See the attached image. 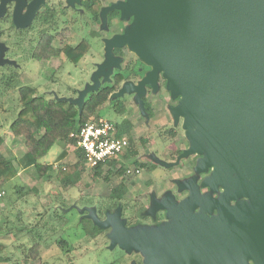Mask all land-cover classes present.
I'll return each instance as SVG.
<instances>
[{"label": "water", "instance_id": "water-1", "mask_svg": "<svg viewBox=\"0 0 264 264\" xmlns=\"http://www.w3.org/2000/svg\"><path fill=\"white\" fill-rule=\"evenodd\" d=\"M46 1L0 0V18L12 3L13 24L26 28ZM81 1L87 0L66 4ZM113 10L131 19L130 25L104 40V62L93 86L77 100H60L80 108L99 89V77L119 66L113 50L126 47L150 70L135 85L124 82L110 99L133 94L144 114L145 87L155 93L161 80L171 100H178L169 111L175 123L182 119L188 148L175 163L159 164L170 168L196 155L197 173L211 168L203 185L223 191L213 200L189 189L188 181H177L189 196L178 205L168 193L152 199L155 211L171 220L157 229H125L120 208L107 212L104 221L95 209L87 218L102 230L111 228L112 244L142 252L145 264H244L246 258L264 264V0H124L101 9V28ZM4 51L0 44V66L9 62L1 59ZM229 201L236 205L226 207ZM212 208L217 217L209 221L205 213Z\"/></svg>", "mask_w": 264, "mask_h": 264}, {"label": "rangeland", "instance_id": "rangeland-1", "mask_svg": "<svg viewBox=\"0 0 264 264\" xmlns=\"http://www.w3.org/2000/svg\"><path fill=\"white\" fill-rule=\"evenodd\" d=\"M50 1V4L47 3L48 6L56 5L58 2L64 1L63 5L67 7L66 0ZM100 1H102L105 7L109 1L113 0ZM68 16L73 17L70 13ZM74 18L76 24H71L69 26L71 32L67 37V43L73 46L82 39H87L90 44L88 53L75 66L59 58L43 62L34 61L26 55L29 50V46L26 45L22 50L9 49L10 55L9 53L8 55L12 58V61L5 59V55L1 56L2 60L9 61L8 63H11L12 66L15 67L22 84H29L36 87L39 95H43L45 98L70 99L74 101L78 99L79 93L93 86L94 75L98 71V67L104 62V40L118 35L126 25L124 22L113 23L107 20V22H105L106 27L101 28L98 23L91 20L90 15H88L82 7H77ZM34 37V39H36V34H34ZM3 39L4 38H2L1 41H4ZM56 44L57 42H55V45ZM120 68L121 66L119 64L118 67L108 69L107 73L109 74L107 78L100 76L98 79L99 88L104 85H110L112 83V75L121 73ZM122 84L119 85V89L122 87ZM165 92L166 91L160 92L154 97V99L158 101L152 102L154 100L151 98L150 102L158 117L155 119L156 122L159 123L158 126L154 125L155 123L146 124V120L143 118L144 114L141 118L139 104L135 101L134 103L131 102V97L134 96L133 94H124L120 97L109 98L110 101H108V104L98 111L99 118L108 120L114 126L122 123V117H128L134 122L137 131L132 138L133 143L138 146V139L144 138L146 142L142 146V149L139 150V154L143 153L149 155L150 159L134 158L142 165L140 168L125 161V163H121L126 164V169H130L131 171L138 169V174H124L120 178L111 176L106 182L103 180L106 168L102 169L99 177L94 178L91 176L90 169L83 166L80 181L76 184L74 189H68L64 196L59 195V183L52 175L49 180L52 186H48L47 183L45 186L42 185L41 191H36V196L29 193V196L32 198L29 201H37L38 203H40L38 195L40 193L46 195V197H41V202L46 203L43 211L48 209V216L42 219L40 228V230L42 229L40 231L42 235L39 239L30 238L31 235L28 232L30 228L34 226L35 222L40 219L34 218L36 215L32 213L29 214L33 203H27L28 205L25 208L22 207L21 203H16L14 207L12 206L14 203H11L12 205H10V203H0V210H3L0 212V244L7 247L8 256L10 257V261L7 264H22V249L30 246L34 241L40 242L43 247L41 257L27 264H137L138 261L141 260L140 252L131 251L129 253V250L110 242L109 234L111 228H108L110 229L109 232L107 229L102 230L93 234L92 237L91 235H85L87 232H93V223L85 219L84 216L88 215V210L93 209L90 208L89 205H94L95 209L111 205L108 196L111 189L118 186L125 188L122 203L128 207V209L123 212V216L127 218L128 216H132L134 210L137 208H139L141 212V198L143 203H147L145 197H141V193L144 192V194H146L154 192L155 195L158 196L160 192L166 188L173 190L170 180H177L187 175V173L184 172V166L187 162L186 159V161H181L178 169L173 170L159 164L161 162H174L176 158V149H179V147L185 148L187 144V140L183 136L185 132L182 129V119L177 121L178 124L173 121L172 125L170 122L171 118H169L170 116H167V114H169L168 106L174 105L175 100L168 103L169 98ZM125 97H127L126 100ZM15 99V90L0 91V138L3 139L0 151L3 155L13 160L21 158L26 152L23 140L21 138L15 139L8 131V125L14 119L19 109ZM122 100H125L127 105L126 112L121 117L112 110L111 106L114 104L123 106ZM141 101L145 111L146 105L143 101V97ZM138 109L140 112H138ZM146 113L147 112H145V116L147 115ZM170 128L177 133L178 140L173 143H168V141L164 139V133ZM52 149L57 154L60 153L59 146H55ZM70 151L72 153L70 154L71 158H67L61 163L55 162L54 170L58 167H63L65 164H72L76 161L73 153L74 148L72 147ZM57 154L53 156L54 159ZM49 158L50 157L47 156L46 160L48 161ZM144 165H147L148 168L144 169ZM117 167L118 165L116 164L113 170ZM173 167L174 166H172V168ZM145 172L148 173L146 174ZM21 179H25V177L21 176ZM144 183H147V185L153 183V185L148 189H144ZM15 184L16 183L12 181L10 185L5 187L4 191L7 194V199L10 198L9 200L12 201L15 199L19 202L12 188ZM62 197H65V200L62 201L65 205L63 206L62 204L63 207L58 208L61 206L58 203L61 202ZM54 208L55 210L59 209V216L64 215L68 220V222H64V227L59 225L62 229L56 226V228L54 227V222L52 221ZM19 210L22 212V215H20L22 217L20 222L16 219L17 211ZM139 211L138 213H140ZM138 215L139 214H137V216ZM130 221L133 222V220ZM53 227L54 232L50 231ZM62 242L65 245H62Z\"/></svg>", "mask_w": 264, "mask_h": 264}, {"label": "trees", "instance_id": "trees-1", "mask_svg": "<svg viewBox=\"0 0 264 264\" xmlns=\"http://www.w3.org/2000/svg\"><path fill=\"white\" fill-rule=\"evenodd\" d=\"M81 7L90 15L93 22L98 24L101 22L100 11L102 5L99 0L81 1ZM68 8L69 7L63 5V2H58L56 5H52L50 9L45 10L37 16L34 29L36 39H34L33 46L29 45L31 47L29 55L31 59L37 62H43L59 58L75 66L88 53L90 44L87 39H82L74 46L69 45L66 41L71 32L69 27L71 22L67 17L71 10ZM7 23L11 25L10 20H8ZM2 24H5V22L2 21ZM12 30L13 27L11 25L9 29L0 31V37L5 36L6 38V40L2 41V44L11 49L18 46L20 48L24 47L26 44L25 35L14 34L17 36L11 38L10 36L13 34ZM55 42H57L56 45ZM113 54L116 57H123V54L118 49H114ZM1 67H4V73L0 74V91L15 90V101L19 106L14 119L8 125V131L12 137L21 138L23 140L26 152L21 158L12 162L6 159L0 151V191H3L5 187L16 178L19 170H26L33 167L37 176L40 179H44L43 186H45L46 183L48 184L53 175L55 180L59 183V195L64 196L68 189H74L76 184L80 181V176L83 171V154L76 148L75 136L77 132L88 120L98 119V111L108 104L110 96L119 89L120 84L129 82L131 78L130 76H124L122 73H115L110 85H104L97 91L88 93L84 98L82 106L78 108L76 105L66 100L45 98L43 95H39L36 87L20 82L16 69L12 68L10 65L6 66L5 64ZM129 70L130 68H127V71ZM130 73H132V69L129 74ZM113 107L115 109L121 108L115 104ZM145 112H147V109H145ZM115 128L118 136H126L129 141V147L122 156V162L125 161L140 168L142 165L134 158L139 154V150L142 149L146 141L143 138H139V145H135L132 139L134 134L131 131V125L126 121L116 125ZM172 131H166L164 133V138L167 139V137L173 136L174 133H172ZM2 143L3 139L0 138V148ZM58 144L73 147L76 161L72 164H65L63 167H58L54 170L52 165L41 163V160ZM178 153L179 151H176V154ZM124 163L110 161L105 164H100L90 169L91 176L94 178L99 177L102 169L106 168L103 177L104 181L107 182L111 176L120 178L127 170L126 164ZM116 164L118 167L113 170ZM12 188L19 202L15 199H13V201L9 200L10 198L7 199V195L4 199L6 202L10 203V205L14 203L12 205L13 207L16 203H21L23 208L28 205L27 203H33L29 214L32 213L36 215L34 218H40L41 220L39 219V221H36L28 232L31 235L30 238L39 239L42 235V233H40L42 230H40L41 222L43 218L48 216V209L43 211V208L38 207L37 210L38 202L29 201L32 199L29 193L36 196L37 192L35 189L19 185H13ZM124 192L125 188L123 187H113L108 196L111 205L98 209H95L94 205H89L90 208L95 209L96 218L99 220V218L104 215L106 216L107 212L113 213L117 208H120L123 214V212L128 209V207L122 203ZM63 200H65V197L61 198V202L58 203L61 206L58 208H62L65 205V203L62 202ZM58 210L59 209L55 210L54 208L52 221L54 222V227L56 226L62 229V227H64V222H68V220L64 215L59 216ZM138 211L139 208L135 209L133 214L137 216V214H139ZM20 215H22V212L19 210L16 215V219L19 220V222L22 218ZM84 217L88 219L87 215ZM88 220L93 223L91 219ZM54 227L51 228L50 231L54 232ZM92 231L93 232H87L85 235H91L92 237L93 234L102 231V229L93 223ZM61 244L65 245L63 242ZM42 248L41 243L38 241H34L30 246L23 248L21 251L23 256L22 264L40 259ZM9 261L10 257L8 256L7 247L0 244V264H7Z\"/></svg>", "mask_w": 264, "mask_h": 264}, {"label": "flooded vegetation", "instance_id": "flooded-vegetation-1", "mask_svg": "<svg viewBox=\"0 0 264 264\" xmlns=\"http://www.w3.org/2000/svg\"><path fill=\"white\" fill-rule=\"evenodd\" d=\"M26 2H30V1H27L25 0ZM100 1V0H99ZM124 0H120V2H123ZM50 0H47L46 1V4L43 5L35 14L31 24L26 27V28H17L13 22H12V12H13V9H14V4L12 3H8L5 5V13L4 15L0 18V31L4 30V29H9V27H13V30H12V33L11 34L12 36H10L11 38L13 37H16L17 35H14V34H20V35H25V38H26V46H29V45H32L33 46V42H34V32H35V20L37 18V16L39 14H41L42 12H44L45 10H48L50 9L51 6H48L47 3L50 4ZM64 2V1H63ZM119 2V0H113V1H109L107 3V5L105 7H109L111 6L112 4L114 3H117ZM101 5H102V8H104L103 6V3L102 1H100ZM77 7H81V4L80 5H77L75 4L74 7H69L68 9L71 10L70 11V15L72 14V16H68V19L69 21L71 22V24H76V20L74 18V15H75V12L77 10ZM106 22L108 20L109 21H112L113 23L114 22H118V23H121V22H124L126 23V25L122 28L121 32L118 34V35H121L123 34L124 32V29L126 27H128L131 23V19L129 20H122L121 17H120V13L117 11V10H113L111 12H108L106 14ZM8 20H10L11 22V25H9ZM2 21L5 22V24H2ZM99 25L101 26V22L99 23ZM4 38L3 40H6L5 36L4 37H0V41L1 39ZM3 42L1 41L0 44H2ZM3 45V44H2ZM5 47V51L3 52V55H5L4 57H6L5 59L9 60V61H12V58L9 57L10 53H9V49H11L10 47H7L5 45H3ZM74 46V45H73ZM13 50H22L23 47H13L12 48ZM30 49L31 47L29 46V50L27 52V56L30 55ZM126 47H123V48H120L118 50H120V52L123 54V57L120 58L121 59V62L119 63L121 68H120V72L123 73L124 76H130V81L131 83H133L134 85L137 84L140 80L143 79V77L149 72L150 68L147 67L142 61H140L135 55H133L128 49L126 51ZM9 53V55H8ZM30 57V56H29ZM33 60V59H32ZM6 66L10 65L12 68L15 69L14 66H12L11 63H6L5 64ZM127 68H130L129 71H127ZM4 67H1L0 66V74L4 73L3 71ZM132 69V73L129 74V72L131 71ZM132 74V75H131ZM113 77V75H112ZM165 91L164 89V85H163V82L161 80H159V88L158 90L153 93L152 89L149 88V87H145V95L143 96V101L145 102V105H146V109H147V115L145 116V111H144V115L143 113L141 112V118L143 117L145 120H146V124L148 123H155L154 125H159V123L156 122V118H158L156 116V112L153 108V105L150 104L151 102V98H153L154 101L152 102H155V101H158V100H155L154 97H156L160 92H163ZM166 95L168 96L169 100H168V103L170 102H173V100H171L170 98V95L169 93L165 92ZM147 96V97H146ZM127 97H125V100H126ZM125 100H122V103H123V106H120L118 104H115V105H118L120 109H115L113 107V105L111 106L112 107V110L115 111L116 114L120 115L121 117L123 116V114L126 112V105L127 103L125 102ZM146 101H147V104H146ZM131 102L134 103V96L131 97ZM178 102V100H175V104L174 105H170L168 106V111H169V108L172 107V106H175L176 103ZM138 112L139 109H138ZM168 113V112H167ZM143 115V116H142ZM158 115V114H157ZM167 116L170 119V122L171 124L173 125V119L170 115V111H169V114H167ZM122 122L123 121H126L127 123H129L131 125V131L133 134H135V132L137 131L135 125H134V122L130 119V118H125V117H122ZM178 124V123H177ZM170 131H172L173 129L170 128L168 129ZM167 130V131H168ZM172 133H174L173 136H170V137H167L164 138L165 140L168 141V143H173L174 141H177L178 138H177V133L173 130ZM184 138H185V135L183 134ZM144 139V138H143ZM186 139V138H185ZM186 146L185 148H180L179 149H176V151H179L178 154H176V158L174 160V162H171V163H175L176 162V159L177 157L185 150L188 148V142H186ZM137 159H144V158H148L150 159V156L149 155H145L143 153L141 154H138L136 156ZM199 159L198 156L196 155H192V156H189L186 158L187 162L185 163V166H184V172L187 173L186 176L180 178V179H177V180H170V182L172 183V186H173V190H170L169 188H166L164 189L163 191L160 192V194L158 196L155 195L154 192L152 193H146L144 194L141 193V197H145V200L147 201V203H143V200L141 198V212L139 213L138 216H136L135 214H133L132 216H128L127 218H125L121 212V216H120V220L121 221H124V227L125 229H131V228H135V227H140L141 228H159L160 226L162 225H165V224H168L170 223V219L166 216V212L163 211V210H156L154 209V205L151 203L152 202V199L154 198L155 200H161L163 198V196L165 194H169L173 201L176 202V204L178 205L179 202L183 201L184 199H186L188 196H189V189H192L195 188L197 190V193L199 194V196H203L205 197L206 195H208L211 199L213 200H216L218 199L219 195L222 193L223 189L220 187V186H217L215 188L214 191L211 190L210 187L208 186H205L203 185V182L204 180L210 175L211 173V168H208L207 171L205 172H202V173H197L195 171V164H196V161ZM184 161L185 159H181L178 164H175L173 165L174 167H170L171 170L173 169H178L179 167V164L181 163V161ZM185 160V161H186ZM144 169L145 168H148L147 165H144L143 167ZM143 169V170H144ZM169 169V168H168ZM181 170V169H180ZM139 173V171H138ZM146 174L148 172H145ZM177 181H180V182H183V181H188V184H187V187L189 189H179V187L177 186L176 182ZM190 182V183H189ZM153 183H151L150 185H147V183H144L143 186H144V189H148L149 187H152ZM146 195V196H145ZM242 200V199H241ZM240 201V200H239ZM236 205V201H229V203L226 204V207H232ZM193 214H196V213H199V208H194L193 211H192ZM112 214V212H111ZM205 216L206 218L210 221L211 219H214L217 217V211L212 208L211 212L209 213H205ZM106 219V216L104 215L103 217L99 218L100 221H104ZM113 220V219H111ZM130 220H133L130 221ZM132 222V223H131ZM110 229H107V231L109 232ZM137 264H145V256L142 254L141 252V260L138 261ZM244 264H254V262L252 261V259L250 258H246L244 260Z\"/></svg>", "mask_w": 264, "mask_h": 264}, {"label": "built area", "instance_id": "built-area-1", "mask_svg": "<svg viewBox=\"0 0 264 264\" xmlns=\"http://www.w3.org/2000/svg\"><path fill=\"white\" fill-rule=\"evenodd\" d=\"M31 1V0H27ZM76 148L83 154L87 169L110 161L122 162V156L129 147L126 136H118L115 126L103 118L88 120L77 132ZM138 169H127L125 174H138Z\"/></svg>", "mask_w": 264, "mask_h": 264}, {"label": "crops", "instance_id": "crops-1", "mask_svg": "<svg viewBox=\"0 0 264 264\" xmlns=\"http://www.w3.org/2000/svg\"><path fill=\"white\" fill-rule=\"evenodd\" d=\"M16 139V138H15ZM18 139V138H17ZM56 146H59L60 148V153H56L55 151H53V149L51 151H49V153L47 154V156H49V160L47 161L46 160V157L45 156L42 160H41V163H44V164H50L52 165L53 168H55V162H64L67 158H71V148L72 147H68V146H64L62 144H58ZM55 147V146H54ZM53 147V148H54ZM58 149V148H56ZM2 153V152H1ZM57 156L55 157V159L53 158L54 155ZM3 155V154H2ZM6 159L14 162L16 161L17 159L13 160V159H10L8 157H6L5 155H3ZM54 161V162H53ZM21 176H24L25 179H21ZM13 182H15L16 184L15 185H19V186H26L28 188H33L35 189L37 192H40L41 191V186L43 185V179H40L37 175H36V172H35V169L33 167H30L26 170H19L18 173H17V176L15 179L12 180ZM32 182V183H31ZM10 185V184H9ZM12 186V185H11ZM48 186H52L49 182H48ZM6 192L3 191H0V203H8L6 202V200L4 199L5 196H6ZM41 197H46V195H42L41 193L38 195V199L40 201V203H38V207L39 208H44L46 203H42L41 202ZM3 206V205H2ZM3 211V210H2ZM0 210V212H2ZM5 211V210H4Z\"/></svg>", "mask_w": 264, "mask_h": 264}]
</instances>
